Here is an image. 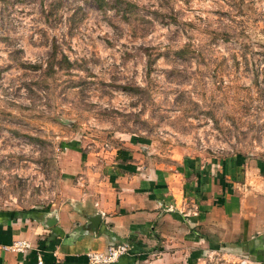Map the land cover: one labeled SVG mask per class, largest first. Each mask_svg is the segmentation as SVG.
Segmentation results:
<instances>
[{"label": "rangeland", "instance_id": "rangeland-1", "mask_svg": "<svg viewBox=\"0 0 264 264\" xmlns=\"http://www.w3.org/2000/svg\"><path fill=\"white\" fill-rule=\"evenodd\" d=\"M130 140L152 163L235 156L264 176V0H0V209L56 201L67 165ZM263 235L196 264H264Z\"/></svg>", "mask_w": 264, "mask_h": 264}, {"label": "crops", "instance_id": "crops-1", "mask_svg": "<svg viewBox=\"0 0 264 264\" xmlns=\"http://www.w3.org/2000/svg\"><path fill=\"white\" fill-rule=\"evenodd\" d=\"M131 142L109 150L97 167L85 164L90 154L66 146L85 163L67 165L63 195L45 206L0 209V244H30L23 252L0 249V264H87L86 252L110 241L129 244L110 264H196L209 246L255 247L264 213L240 193L242 181H260L264 194L255 168L242 173L235 156L214 171L189 156L178 166L152 163ZM82 171L87 175L68 181Z\"/></svg>", "mask_w": 264, "mask_h": 264}, {"label": "built area", "instance_id": "built-area-1", "mask_svg": "<svg viewBox=\"0 0 264 264\" xmlns=\"http://www.w3.org/2000/svg\"><path fill=\"white\" fill-rule=\"evenodd\" d=\"M30 246L26 239L18 238L10 243L0 244V249H11L18 252L25 251ZM129 244L126 241H110L103 250L90 249L86 252L87 264H110L124 253H127ZM39 264L41 260H38Z\"/></svg>", "mask_w": 264, "mask_h": 264}, {"label": "trees", "instance_id": "trees-1", "mask_svg": "<svg viewBox=\"0 0 264 264\" xmlns=\"http://www.w3.org/2000/svg\"><path fill=\"white\" fill-rule=\"evenodd\" d=\"M63 58H65L66 59V57H65V55H63ZM67 60V59H66ZM68 61V60H67ZM68 63L71 65V63L68 61ZM69 65V66H70ZM64 146H69V147H71V148H75V149H78V150H81L79 147H77L76 145H75V143H73V142H70V143H66Z\"/></svg>", "mask_w": 264, "mask_h": 264}]
</instances>
